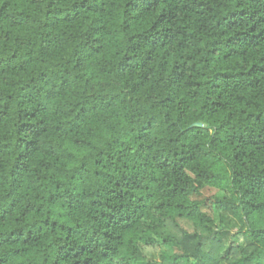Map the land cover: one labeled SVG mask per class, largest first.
<instances>
[{"label": "trees", "instance_id": "obj_1", "mask_svg": "<svg viewBox=\"0 0 264 264\" xmlns=\"http://www.w3.org/2000/svg\"><path fill=\"white\" fill-rule=\"evenodd\" d=\"M0 264H264V0H0Z\"/></svg>", "mask_w": 264, "mask_h": 264}, {"label": "rangeland", "instance_id": "obj_2", "mask_svg": "<svg viewBox=\"0 0 264 264\" xmlns=\"http://www.w3.org/2000/svg\"><path fill=\"white\" fill-rule=\"evenodd\" d=\"M214 193V191L213 190H207V191H205V195L206 196H210V195H212Z\"/></svg>", "mask_w": 264, "mask_h": 264}, {"label": "water", "instance_id": "obj_3", "mask_svg": "<svg viewBox=\"0 0 264 264\" xmlns=\"http://www.w3.org/2000/svg\"><path fill=\"white\" fill-rule=\"evenodd\" d=\"M195 126L202 127V125L199 123L195 124Z\"/></svg>", "mask_w": 264, "mask_h": 264}]
</instances>
